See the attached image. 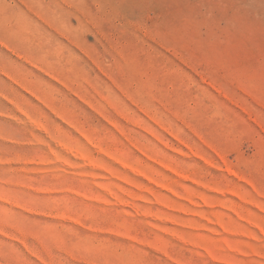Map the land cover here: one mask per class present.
Listing matches in <instances>:
<instances>
[{
    "label": "rangeland",
    "instance_id": "374dc122",
    "mask_svg": "<svg viewBox=\"0 0 264 264\" xmlns=\"http://www.w3.org/2000/svg\"><path fill=\"white\" fill-rule=\"evenodd\" d=\"M0 264H264V0H0Z\"/></svg>",
    "mask_w": 264,
    "mask_h": 264
}]
</instances>
